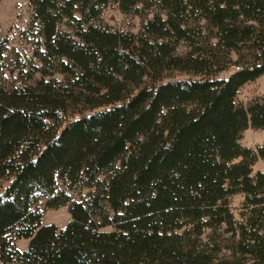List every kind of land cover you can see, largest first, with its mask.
Instances as JSON below:
<instances>
[{
    "label": "trees",
    "instance_id": "1",
    "mask_svg": "<svg viewBox=\"0 0 264 264\" xmlns=\"http://www.w3.org/2000/svg\"><path fill=\"white\" fill-rule=\"evenodd\" d=\"M29 3L39 66L0 83V264H264V173L240 142L264 130V100L237 102L264 76V0ZM110 4L154 13L123 34L100 23ZM42 201L69 207L64 229L42 224Z\"/></svg>",
    "mask_w": 264,
    "mask_h": 264
},
{
    "label": "rangeland",
    "instance_id": "2",
    "mask_svg": "<svg viewBox=\"0 0 264 264\" xmlns=\"http://www.w3.org/2000/svg\"><path fill=\"white\" fill-rule=\"evenodd\" d=\"M153 13L147 11L143 16L134 13L124 14L120 11L117 4H110L103 9L100 23L112 31L139 35L146 21L153 16ZM32 16L29 0H0V40L8 41V51L5 54L6 69L0 78V83L10 89L31 82L27 79L31 72L30 64L34 63V65L39 66L33 57L34 47L32 42L36 39V35L32 33ZM60 29L61 31H69L65 25L60 26ZM187 52V46L182 43L178 48V54L185 55ZM232 58L235 59V56L233 55ZM233 73L234 70H231L229 73L220 74L219 77L227 79ZM39 77V74L35 75V78ZM174 79L187 81L202 78L175 74ZM257 99L264 100V76L244 85L237 96V102L244 106H248ZM240 142L244 148L251 149L259 154L258 161L253 167V174L264 173V157L260 155V150H264V130L248 129L243 133ZM101 179L104 178L102 177ZM66 189L67 187L60 184V190ZM94 192V188H83L78 191H71L70 195L73 201L85 203ZM245 199L244 195H235L229 201L230 209L238 222L243 221L242 213ZM39 210L43 214L42 224L44 226L55 225L61 230L71 220L68 206L51 210L47 209L45 202L42 201L39 205ZM105 231H110V229ZM28 244L29 240L16 242V246L20 251H25Z\"/></svg>",
    "mask_w": 264,
    "mask_h": 264
}]
</instances>
